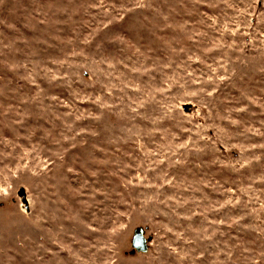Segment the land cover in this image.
I'll return each instance as SVG.
<instances>
[{"label":"rangeland","instance_id":"obj_1","mask_svg":"<svg viewBox=\"0 0 264 264\" xmlns=\"http://www.w3.org/2000/svg\"><path fill=\"white\" fill-rule=\"evenodd\" d=\"M0 264H264V0H0Z\"/></svg>","mask_w":264,"mask_h":264},{"label":"water","instance_id":"obj_2","mask_svg":"<svg viewBox=\"0 0 264 264\" xmlns=\"http://www.w3.org/2000/svg\"><path fill=\"white\" fill-rule=\"evenodd\" d=\"M132 243L133 247H135L136 249L147 251V242L143 234V229H136Z\"/></svg>","mask_w":264,"mask_h":264},{"label":"trees","instance_id":"obj_3","mask_svg":"<svg viewBox=\"0 0 264 264\" xmlns=\"http://www.w3.org/2000/svg\"><path fill=\"white\" fill-rule=\"evenodd\" d=\"M135 234V233H134ZM134 238V237H133ZM133 240V239H132ZM131 243H132V241H131ZM132 245H133V243H132Z\"/></svg>","mask_w":264,"mask_h":264}]
</instances>
